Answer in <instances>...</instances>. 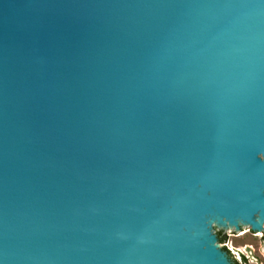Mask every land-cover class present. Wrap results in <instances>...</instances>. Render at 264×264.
Returning <instances> with one entry per match:
<instances>
[{
  "label": "water",
  "instance_id": "95a60500",
  "mask_svg": "<svg viewBox=\"0 0 264 264\" xmlns=\"http://www.w3.org/2000/svg\"><path fill=\"white\" fill-rule=\"evenodd\" d=\"M264 236V0H0V264H234Z\"/></svg>",
  "mask_w": 264,
  "mask_h": 264
},
{
  "label": "rangeland",
  "instance_id": "374dc122",
  "mask_svg": "<svg viewBox=\"0 0 264 264\" xmlns=\"http://www.w3.org/2000/svg\"><path fill=\"white\" fill-rule=\"evenodd\" d=\"M219 244L240 264H264V236L259 237L254 231H244L238 237L227 236L225 243Z\"/></svg>",
  "mask_w": 264,
  "mask_h": 264
},
{
  "label": "trees",
  "instance_id": "16d2710c",
  "mask_svg": "<svg viewBox=\"0 0 264 264\" xmlns=\"http://www.w3.org/2000/svg\"><path fill=\"white\" fill-rule=\"evenodd\" d=\"M218 239H219V242H220L221 244H224V243H225V237H218ZM228 251H229V250H228ZM229 253H230V251H229ZM230 255H231V257L233 258L234 264H240L236 259H234V257L232 256L231 253H230Z\"/></svg>",
  "mask_w": 264,
  "mask_h": 264
}]
</instances>
